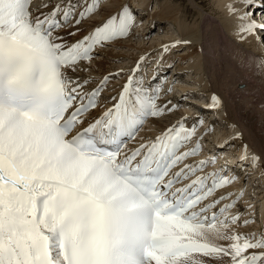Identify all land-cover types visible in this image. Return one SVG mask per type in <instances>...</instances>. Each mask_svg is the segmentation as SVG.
<instances>
[{
  "label": "snow or ice",
  "instance_id": "6c2138e0",
  "mask_svg": "<svg viewBox=\"0 0 264 264\" xmlns=\"http://www.w3.org/2000/svg\"><path fill=\"white\" fill-rule=\"evenodd\" d=\"M113 2L0 0V264H264V230L237 231L239 197L223 203L239 177L227 163L205 173L215 157L188 162L202 151L199 113L129 146L176 108L161 100L170 88L138 75L146 57L131 74L79 75L138 23L130 3ZM257 2L228 5L241 39L264 33ZM221 104L213 94L206 108Z\"/></svg>",
  "mask_w": 264,
  "mask_h": 264
},
{
  "label": "bare ground",
  "instance_id": "6f19581e",
  "mask_svg": "<svg viewBox=\"0 0 264 264\" xmlns=\"http://www.w3.org/2000/svg\"><path fill=\"white\" fill-rule=\"evenodd\" d=\"M160 1L162 0H114L112 4V10H115L117 7H119L120 4L128 2L133 7L135 13L140 14L139 17L140 19L144 20L143 22L148 21L144 31L137 35L132 33L127 40H123L119 42V44L125 43L127 41V43L130 42V44H132V42H135V44L137 45L140 41L143 40V33L145 34V31L147 30V28H149V24L151 30L152 28H160L162 24H165V20H170L175 23V25L178 26L179 30L178 32L172 30L173 33H175V35H173L182 37V42L189 41V43L187 44L184 43L186 49L181 52H177L176 57L179 58V60L181 59V61H183L186 57L190 58L186 66L188 67V69L185 70V74L190 78L187 77L186 81L184 80V82L181 81L180 83L175 84L174 90L176 92L172 93V101L178 106H183V104L186 105V103L182 101L183 99H179L178 97L182 96V94L185 93H189L190 95L192 94L193 99L196 100L194 103L196 104V106H194V109L196 111H199L200 115L201 113L205 115L209 114V117H204L206 118L204 123L207 122L208 125H214L217 120L214 119L213 121V117L216 118L217 115V119L223 121L224 125H226L227 130L224 131L223 136L220 135L224 137L223 141H226L225 144L218 149L219 153L222 155L220 161L224 159L228 164H235V150H237L238 153L241 151L242 156L245 152V148H247V155L249 159H247L246 161H250V165L247 163L250 167V171H252V173L256 172L257 174H259V176H263L264 178V33L260 34L259 39H257V37L255 36H248L245 39H241L240 36L237 35L236 15H238L239 13L230 14L228 5H235L238 9H240V11H243L240 4L238 3V0H211V2L209 3H206V1L204 2L203 0H188L189 4L184 2L185 4H180L179 6H172L169 3H166L161 6V8H163L162 11L157 7V4ZM42 2L43 0H33L32 6L39 5ZM147 3H155L154 13L148 14L144 11L143 14H141L142 10H147ZM259 3L262 5V7L257 6V10L261 9L260 12L264 13V0L259 1ZM181 6L183 7L181 8ZM157 13H159V15H157ZM182 14L184 17L188 14H196L202 26L206 23V26L209 24L211 28H199L197 25L188 26L186 25V22H184V17V21L183 19H180ZM102 16L103 13H99L96 16V19L99 20L102 18ZM164 33L166 36H169L170 30H166V32L164 31ZM162 38L165 37L161 36L160 38H157V40L164 41V39ZM157 40L153 41L150 44L157 45ZM172 44L173 43L169 42L162 43L161 45L159 44L161 48L155 46L154 50H147L146 54L144 55L142 52H144L145 49H142L140 50V55H138V53L134 57L132 55L130 56L129 64H133L134 67L138 61V58L141 56H145L146 60L141 65V68H145L146 64L152 62L151 64H149L150 66L156 61L157 67H154V69L156 70V74H162V71L168 68L167 64L171 65L173 63L171 59V51L174 47H170V50L166 53L163 52L162 49L164 45ZM140 46H142V44ZM130 47L133 48V44ZM221 48L224 52L222 51L223 53L218 54L220 52L219 51L215 54V56H219L220 64H218L214 62V60L211 59L210 56H212L211 54L213 50L216 51ZM105 50L110 49L106 48L102 52L105 53ZM110 55H106L107 59H99V57L98 59L94 60L92 70L88 73H80L81 77L87 75L99 81L104 75L110 72L115 73L116 71L120 70V67L114 66L115 64L113 62H115L116 60L109 59L112 57H107ZM161 57L162 59H160ZM123 70L124 73L127 74L130 72L126 69ZM180 70H184L183 67H181ZM190 72L193 74V76H189ZM211 72L212 75L208 76V74H211ZM242 72H244L243 74H248L247 77H244L242 75ZM176 74L179 73L173 72L174 76L172 75V78H176ZM121 76H124V74H122ZM221 81H223L224 83ZM240 84H242V88L238 86ZM225 87H228L230 92H235L234 94L231 93L232 95L238 94L241 96H248V99L245 102L235 100L234 104L230 105L227 101V98L221 92ZM205 90L208 93L207 96L201 98L198 97V92L203 93L205 92ZM213 94L220 98L222 104L218 110L213 109L209 111L206 108V105H208V103L210 102V98ZM202 98H204L205 100ZM252 100H256V102H252ZM176 109L177 108H175L172 113L165 115L162 119H150L148 123L146 122L147 129H144L142 133H153L158 129L175 123L182 116L193 118V116H190L187 113L188 111L177 112ZM192 122V120L188 121L189 124H191ZM227 136L229 137L225 139V137ZM229 138H234L235 140H228ZM216 141L218 142V140L215 139V142ZM210 146L214 147L213 144H210ZM251 153L260 158L259 161L256 162L254 167L251 166ZM208 168L211 167L206 166L204 169ZM235 172H238L237 169L235 170ZM231 188H233V186ZM231 188H225V190ZM262 197L263 200H260ZM249 199L251 200L253 198L250 196ZM259 200L257 199L256 202L258 204L256 205L257 216L259 214V218L264 219V193L260 195ZM218 206L219 205H217V207ZM214 210L215 209H213V211ZM262 224L264 225V220ZM262 230H264V227H262ZM219 243H227V241H219Z\"/></svg>",
  "mask_w": 264,
  "mask_h": 264
},
{
  "label": "rangeland",
  "instance_id": "374dc122",
  "mask_svg": "<svg viewBox=\"0 0 264 264\" xmlns=\"http://www.w3.org/2000/svg\"><path fill=\"white\" fill-rule=\"evenodd\" d=\"M125 1V0H124ZM201 1V0H200ZM204 2L206 1V3H209V2H211V0H203ZM259 1H262V0H258V2ZM187 3V4H189V2H188V0L186 1V0H162V1H160L158 4H157V7H158V9H160L161 11H162V9L163 8H161V6H163V4H166V3H169L170 5H172V6H179L180 4H185V3ZM154 4L155 3H147L146 4V8H147V10H142V12H141V14H143V12L145 11V13L147 12L148 14H152V13H154V11H155V7H154ZM190 6V5H189ZM183 6H181V8H182ZM264 7V6H263ZM205 8H207V7H205ZM213 8V7H212ZM263 11H264V9H263ZM166 14V13H165ZM157 15H159V13H157ZM138 16V17H137ZM140 14H136V17H137V20H138V23H137V25L133 28V30H132V33H134L135 35H137V34H140L142 31H144V29H145V27H146V25H147V23H148V21H146V22H143L144 20L143 19H140ZM151 16V15H150ZM184 16H183V14H182V16L180 17V19H183V21H184V18H185V21L184 22H186V25H188V26H195V25H197L199 28H201V27H210L211 28V26L208 24L207 26H206V23L205 24H203V26H202V24H201V22H200V20L198 19V17H197V15L196 14H188V15H186L184 18H183ZM164 21V20H163ZM144 23V24H143ZM196 23V24H195ZM198 23V24H197ZM193 24V25H192ZM177 25H175V23H173L172 21H166L165 20V24H162L161 26H160V28H158V29H154V28H152L151 30H150V24H149V28H147V30L145 31V34L143 33V36H144V38H143V40L142 41H140V42H142V43H138L137 45L135 44V42H132V44H133V46L135 47V50H134V47L132 48V47H130V46H132V44H130V42L129 43H127V41L125 42V43H121V44H113L111 47H108L110 50H105L106 52L104 53V52H102V54L100 55V58L99 59H101V58H106V55H110V56H107V57H112V58H109V59H113V60H116L115 62H117V63H115V62H113V61H110V62H113L114 64V66H117V67H120V69H127L128 67H130L131 66V63L129 64V59H130V56L132 55L133 57L134 56H136L138 53V55H140L141 53H140V50H142V49H145L144 50V52H142L143 53V55L144 54H146V51L147 50H151V49H153L154 50V48H155V46L156 47H158V48H161L160 46H159V44L161 45L162 43H167V42H169V43H175V42H177V41H180L181 43H179V44H177V46H175L174 48H173V50L171 51V59H172V64L171 65H168L167 64V66H168V68L167 69H165L164 71H162V74H160V75H162V76H164L165 77V79L167 78H170L171 79V82H170V85H168V89L170 88L171 89V92L168 94L169 96L171 95V96H173L172 95V93H174V92H176L174 89H175V84H177V83H180L181 81L182 82H184V80L186 81V79H187V75L185 74L186 72H185V70H187L188 69V67H186L187 66V64H188V62H189V60H190V58L189 57H186V58H184V60L183 61H181V59L179 60V58H177L176 57V54H177V52H181V51H183V50H185L186 49V46L184 45V43H182V40H181V38L182 37H177V36H174L175 35V33H173V31L172 30H175V31H177L178 32V30H179V28H178V26L176 27ZM209 28V29H210ZM166 30H170V34H172V35H170L169 34V36H166L165 35V33H164V31L166 32ZM172 31V32H171ZM136 32V33H135ZM208 32V31H207ZM174 34V35H173ZM161 36H164L165 38H162V39H164V41L163 40H161V41H158L157 40V38H160ZM171 37V38H170ZM125 40H127V39H125ZM155 40H157L158 42H156V43H158L157 45H152V44H150V43H152L153 41H155ZM166 40V41H165ZM144 42V43H143ZM142 44V46H140ZM122 45V46H121ZM130 45V46H129ZM138 45H139V47H138ZM150 45V46H149ZM152 45V46H151ZM127 47V48H126ZM136 47H137V49H136ZM133 50H132V49ZM176 48V49H175ZM112 49H115V50H112ZM137 50V51H136ZM124 51V52H123ZM220 51V52H219ZM223 51V49L221 48V49H218V50H213L212 51V56H210L211 57V59H213L214 60V62H216V63H218V64H220V61H219V56H215V54L216 53H218V54H220V53H223L222 52ZM175 52V53H174ZM116 54V55H115ZM107 59V58H106ZM118 59V60H117ZM128 61V62H127ZM218 61V62H217ZM152 62H150L149 64H151ZM118 64V65H117ZM149 64H146L145 65V71L148 73V71L150 70V68H152V69H154V67H157L156 66V62H154L152 65H150L149 66ZM180 64V65H179ZM155 65V66H154ZM180 66V67H179ZM116 67V68H117ZM181 67H183V69L184 70H180L181 69ZM143 69V68H142ZM151 69V71H153ZM127 70H129V68L127 69ZM171 71V72H170ZM145 72V73H146ZM173 72H175V73H179V74H176L175 76H176V78H172V75H173ZM244 72H242V75L244 76V77H247V75L246 74H243ZM188 74V73H187ZM158 75H159V73H158ZM210 75H212V72H211V74H208V76H210ZM174 76V75H173ZM189 76H193V74L190 72V74H189ZM179 79H181V80H179ZM188 78H190V77H188ZM110 81H112V80H110ZM109 81V82H110ZM168 81V80H167ZM155 82H160L159 80H157V81H155ZM162 82H163V80H162ZM161 82V83H162ZM221 82H223V81H221ZM248 82H252V81H248ZM224 83V82H223ZM223 83H221V84H223ZM238 86H240V88H242V84H240V85H238ZM222 94L227 98V101L229 102V104L230 105H233L234 104V102H235V100H237V101H241V102H245L247 99H248V96H241V95H232V94H234L235 92H230V90H229V88L227 87H225V88H223L222 89ZM232 93V94H231ZM186 94V95H185ZM185 94H182V98L181 99H183L182 101H184L185 103H186V105H184L183 104V106L181 105V106H178L177 104H175L176 105V111L177 112H180V111H182V112H186V111H188L187 113L190 115V114H194V113H196V112H198V111H196L195 109H194V106H196V104H194L195 103V99H193V95L191 94H189V93H185ZM207 92H206V90H205V92H203V93H200V92H198V97H204V96H207ZM201 95V96H200ZM178 98H180V97H178ZM202 99H204V98H202ZM205 100V99H204ZM170 101V100H169ZM252 102H256V100H252ZM175 111V112H176ZM200 113V112H199ZM264 114V113H263ZM261 115V114H260ZM201 118L203 119L204 117H209V114H207V115H205V114H202L201 113ZM215 118V117H214ZM214 118H213V121H214ZM218 118V116L216 115V118H215V120ZM205 119L206 118H204V122H205ZM224 123H223V121H221V120H217V122L214 124V125H212V127L211 128H209L208 130H207V133H205L206 131H204V138L205 139H207V138H215L216 140H218V142L217 143H219V142H222L223 141V138L224 137H222L223 136V133H224V131H226L227 130V128H226V125H224ZM206 126H208V124L206 125ZM201 128V127H200ZM199 128V129H200ZM213 128V129H212ZM224 129V130H223ZM146 130V129H145ZM215 133H214V132ZM209 134V135H208ZM216 134V135H215ZM219 134V135H218ZM207 135V136H206ZM220 135H222V136H220ZM226 135H228V134H226ZM209 136V137H208ZM229 136H227V137H225V139H227ZM235 140L234 138H229L228 140ZM232 140V141H233ZM231 141V142H232ZM205 142H206V140H205ZM213 142V141H212ZM215 142V143H216ZM212 144L211 143V141H208V142H206V146L205 147H211L210 146V144ZM216 143V144H217ZM233 153V152H232ZM217 155H215V157H216ZM222 156V155H221ZM202 159H205V157H203ZM218 159H216V161H217ZM248 164L250 165V163L248 162ZM247 163H245V166L246 165H248ZM208 166H210V167H212L213 165H208ZM217 167H219V165H217ZM248 169H250V167L248 168ZM247 170V169H246ZM238 172H236V176L237 177H239V179H237L236 180V182H238L239 180H240V174H242L241 173V171H239V170H237ZM247 173L245 174V176H244V180H243V183H245V192H244V195L246 194V197H252L253 199H251L250 200V203L249 204H251L250 206H251V208L250 209H252L254 206L256 207V205H258L256 202H257V199L259 200V197H260V195L262 194V193H264V178H263V176H258V177H256L257 176V173L256 172H254V173H252V171H246ZM239 174V175H238ZM253 174H255V175H253ZM240 185V183H236V185ZM233 186V185H232ZM231 186V187H232ZM233 187H235V186H233ZM247 198V199H248ZM246 200V199H245ZM260 201V200H259ZM238 203H239V201H238ZM238 208H240V205H239V207ZM233 209H235V207L233 208ZM253 213V212H252ZM254 214V213H253ZM255 220H256V218L255 217H253V221H251L250 223H251V225H254L255 224ZM242 230H244L245 228L244 227H240ZM237 230H239V228H237Z\"/></svg>",
  "mask_w": 264,
  "mask_h": 264
}]
</instances>
